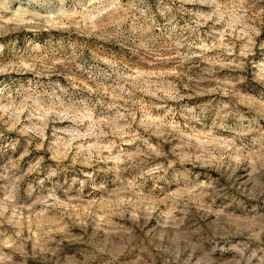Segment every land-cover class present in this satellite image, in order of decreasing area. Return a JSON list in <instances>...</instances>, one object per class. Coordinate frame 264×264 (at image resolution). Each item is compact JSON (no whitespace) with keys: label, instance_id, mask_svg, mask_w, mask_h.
<instances>
[{"label":"rangeland","instance_id":"374dc122","mask_svg":"<svg viewBox=\"0 0 264 264\" xmlns=\"http://www.w3.org/2000/svg\"><path fill=\"white\" fill-rule=\"evenodd\" d=\"M0 264H264V0H0Z\"/></svg>","mask_w":264,"mask_h":264}]
</instances>
